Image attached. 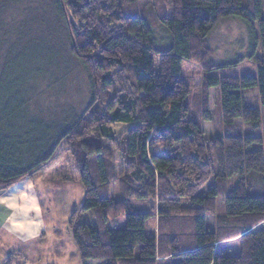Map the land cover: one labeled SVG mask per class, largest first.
<instances>
[{
    "label": "trees",
    "instance_id": "trees-1",
    "mask_svg": "<svg viewBox=\"0 0 264 264\" xmlns=\"http://www.w3.org/2000/svg\"><path fill=\"white\" fill-rule=\"evenodd\" d=\"M146 4H152L161 36ZM227 20L245 26L256 73L209 76L191 104L182 62L204 64L207 37ZM38 23L52 25L37 30L46 53L57 50L53 39L64 30L88 86L82 112L64 107L50 126L37 113L48 112L54 95L30 88L35 79H26L25 57L18 54ZM9 43L18 51L7 57ZM209 89L216 94L214 111ZM44 94L49 99L41 102ZM261 107L264 0H0V192L37 174L46 182L79 184L83 202L67 228L82 262L264 264ZM202 122L216 132L206 135ZM114 126L126 128L116 133ZM156 138L159 151L152 152ZM231 178L237 179L233 188ZM139 202L155 211L149 236L152 213L132 212ZM234 240L238 255L219 254ZM17 259L10 255L3 264Z\"/></svg>",
    "mask_w": 264,
    "mask_h": 264
},
{
    "label": "rangeland",
    "instance_id": "rangeland-1",
    "mask_svg": "<svg viewBox=\"0 0 264 264\" xmlns=\"http://www.w3.org/2000/svg\"><path fill=\"white\" fill-rule=\"evenodd\" d=\"M145 9H146L145 13L148 14L147 17L151 18V20L153 21L154 29L157 31V34L161 36V29H159L158 23L154 17V13H152L153 12L152 4L147 5ZM45 27L47 31V29L52 27V25L49 23L46 26V24L44 23L42 24L38 23V25H36V27L33 29L34 32L28 35L27 41L26 43H24L25 49H23V51L19 52L18 54L21 55L23 54V57H25L23 61L24 66H22L24 68L22 71H24V76L27 77L26 79L33 78L35 80L36 79L38 80L36 81L37 83L35 84L36 87L32 85V83L35 80L31 81L29 83L30 88L33 90H36L38 88L39 92H45V94H48L49 97L54 95L55 100L53 101V104L50 103V109H48V112H46V114L37 113V115L43 116L47 121L42 124L50 126L52 124L51 121H53L54 119H56L57 116H59V111L64 107L71 106L69 108L73 109L74 111H78V113L82 112L84 106L87 103V102L85 103V101H88V96H87L88 86L83 71L68 52V48H69L68 39L63 29L62 31L59 30L55 39H53V42L55 43V47L58 50L60 56H58L57 50H55V52L49 51L46 53L44 49L45 48L44 45L47 43L44 40V38L40 37L41 33L38 32L41 31V29L44 30ZM50 35L53 34L50 33ZM250 43L251 41L246 33L245 26L240 21L227 20L220 22L207 37V46L209 50V55L207 59L203 62L204 64L198 65L197 63H194L192 61L182 62L181 77L184 79V81L191 90V96H190L191 99L189 102L192 104L199 99L201 86L204 83L205 78L209 76H216V77L254 76L256 73V65L249 58V55H252V48L250 47ZM11 45L12 44L9 43L4 48V55L7 57L8 54L11 55V53H17L18 51L17 50L15 52H12L10 50ZM258 53L259 50L257 53H254V55L259 56ZM4 60L5 59L3 58V61ZM227 62H232V63L235 62V63L227 67L216 68V66ZM66 67L68 68L64 70ZM154 69L156 70V65H154ZM62 81H64V83H62ZM67 83L69 86L67 85ZM45 94L43 95L44 97L41 98V102L43 101L45 102L46 100L49 99L46 98ZM253 96L254 94L246 95L247 98L249 97L252 98ZM208 107L210 111H214L216 108V94H215V90L213 89L208 90ZM260 110H261V114L263 113L262 118L264 120V107H261ZM53 112H55V114ZM125 128H126L125 126H114V131L116 133H120ZM202 128L204 133L209 136L212 135L214 132H216L214 130V126L206 122H202ZM158 151H159V140L156 138L152 142V152H158ZM46 183H60V182H46ZM236 183H237V179L231 178L229 180V187L233 188L236 185ZM213 185H214V181L212 179L200 191V194H204L205 192H207L208 189ZM77 188L80 190V194L77 195V199H79V201L81 202L83 198L82 195L83 190L79 185L77 186ZM34 191L37 193L36 202L33 201L31 206L29 207L26 206V204L24 203L18 204L19 206L18 209L22 213L24 212L26 214H29V212L31 213L33 209V213L35 214V217L32 219V222H30L31 227L36 225L39 229L40 228L45 229V233H47L46 236L49 239L50 246H54V245L59 246L61 244V241H65V239L67 240L71 239L70 233L67 228V222L69 220V217L65 215L67 211L64 210V208L62 207L67 203L65 202L67 192L57 191V190H53L52 192L50 188H47L44 185L35 188ZM73 200H76L75 194H73ZM150 205L151 204L149 202H147V204L139 202V203H135L132 206L133 213H141V212L148 214L152 213V216L146 221V234L148 236L153 233L155 227V218L153 216L155 211L150 209ZM151 207L153 206L151 205ZM1 209L2 208H0V210ZM223 213H224L223 200L218 199L216 203V215H221ZM4 215L6 214H2L0 211V216L2 218H6V216ZM10 218H11V214L9 215L8 219ZM84 222L90 227L93 226V221L90 213L84 214ZM8 225L11 226V222H9ZM117 226L119 229L124 228L125 226L124 216H122L119 219ZM16 229H18L17 224H16ZM53 229H60V231L62 232L61 240H56L55 235L53 233L50 234V232H52ZM219 254L223 256L238 255L239 242L234 240V242L221 245L219 247ZM16 264H22V261L17 260ZM79 264H104V262L93 261V260L82 262L79 258Z\"/></svg>",
    "mask_w": 264,
    "mask_h": 264
},
{
    "label": "crops",
    "instance_id": "crops-1",
    "mask_svg": "<svg viewBox=\"0 0 264 264\" xmlns=\"http://www.w3.org/2000/svg\"><path fill=\"white\" fill-rule=\"evenodd\" d=\"M43 185L52 192L53 190L67 192L65 202L68 204L62 206L67 211V213L64 211L67 217L83 202V198L81 202L77 199V195L80 194L77 188L79 184L46 183L42 181L40 175H34L31 179L0 192V208H2L0 211L6 214L4 215L6 218L0 216V264L14 254L19 255L20 259L17 260H21L22 264H79L78 251L72 239L61 241L59 246H50L45 229H39L36 225L31 227L30 222L35 217L33 209L29 214L22 213L18 209V204L24 203L29 207L33 201L36 202L37 193L34 190ZM73 194L76 195V200H73ZM10 214L11 218L8 219ZM9 222L11 226L8 225ZM52 233L56 240H61L60 229H53L50 234Z\"/></svg>",
    "mask_w": 264,
    "mask_h": 264
}]
</instances>
